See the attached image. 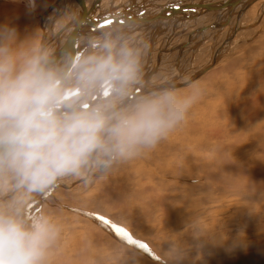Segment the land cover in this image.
I'll return each instance as SVG.
<instances>
[{
    "label": "rangeland",
    "instance_id": "obj_1",
    "mask_svg": "<svg viewBox=\"0 0 264 264\" xmlns=\"http://www.w3.org/2000/svg\"><path fill=\"white\" fill-rule=\"evenodd\" d=\"M55 1L33 0L32 6L26 7L21 6L22 4L17 5L18 3L0 0V27L10 30L8 34V38L10 39H17V34H19V38H24L22 50L24 49L25 53L23 58L13 63L14 69L10 71V75L12 76L6 79L13 85H16V87L13 88V101L3 109L30 101L31 94H33L35 89L32 84V76L35 70L34 62L38 53L39 42L42 41V37L44 36L38 24L42 15H48L49 18L59 16L57 15L59 14L57 13L58 10L55 8L51 9ZM89 1V7H91L95 4L96 0ZM200 1L101 0L94 17L108 12L111 18V16L122 12L125 8V6L122 7L124 3L131 4V2H136L140 7L129 10V15L131 17L139 15L142 18L144 14L140 16V14L136 13V10L143 9V13L146 10L149 13L156 10L157 12L155 13H159L166 6L173 9H178L177 7H179L180 9L183 5H186L185 3L192 4ZM219 1L205 0L203 3L212 4ZM73 6L75 7H73V11H75L76 6ZM241 6L242 3L234 7L232 9L233 13L238 12ZM109 8L110 10L108 11ZM229 13H224V19ZM215 14L216 12L208 13L204 14L206 16L195 17L193 19L188 18L179 23H164V25L159 26L157 34H154L155 31L146 28L135 29L131 33H129L131 31L129 29L123 30L125 33L115 30L118 34H115V40L112 43L111 38L113 37L111 34L106 32V34L102 35V33L100 34V30H96L95 33H91V31L88 34L92 36L101 35L95 39L87 41L86 37H84L85 39L82 38L78 46L79 48H77L79 56L77 64L74 67L75 70L71 71L61 88L64 93H67L61 95L58 92L54 97L57 99L52 100L53 106H56L58 101L62 100L63 102L58 103L59 105L57 104L56 107L85 104L103 112L115 107L117 101H121L122 95L126 96V92L144 91L143 96L150 94V97L146 100L156 99L165 94H172L177 99H184L186 98V93L192 92L194 87H199L204 91L202 84H208L209 81L213 83L212 86L217 87L218 91L211 88L206 89L204 94L207 98L198 100L189 109L186 119L167 138L162 139L155 147L143 150L139 155L124 161L113 160L109 156L112 141L107 128L111 126L113 121L107 123L105 129L97 133L99 144L91 150H83L81 154L79 133H66L63 129L67 124L71 123L73 116L85 113V111L73 113L71 116H58L52 119L54 131L50 135L62 139L66 155L75 156L79 160V164L75 171L65 172L58 176L51 184L38 190L33 189L31 186L32 182L28 178V172L24 167V157L25 153L29 152L27 145L45 143L49 137L45 136L42 141L32 129V133L21 141L19 147L12 152L0 171V215L13 217L25 226H30L35 221L42 219H47L55 225L58 234L55 238L57 246L55 243V245L53 244V250L56 251H54L53 256L57 257V260L61 264H81V260L87 258H85L86 256H80V252H87V250H90V247L91 250L98 247L97 250L104 257L101 249L105 241L104 245L116 243L111 238H118L121 243L125 244L126 247L123 249L124 246H121L119 250L124 252H128L130 249L136 250L137 254L147 257L146 259L155 262L154 264H264V199H258L264 197V163L260 160H254V158L251 162L240 163L229 158L227 153L221 154L222 151L219 152L218 149L217 151L211 150L210 146L218 142H222L221 146L229 144H227L225 137H219L214 134L215 128L220 130L218 120H214L211 123L204 121L205 117L206 119L210 118L205 116V110L214 111L215 113L221 112L217 106L216 99L219 94H222L220 91H223L224 86H228L227 89L232 95L231 78L236 74L239 64H243L249 76L248 84L252 85V66H254V63H264V0L255 2L240 16L237 22L239 29L237 33L233 34L232 30L235 26V21H237L234 17L231 19V22L217 29L216 32L210 33L209 40L205 39L199 42V44L194 43V40L198 39V36H203L211 31L210 28L207 29V26L215 23L217 20H213L212 22L209 17H213L214 19L213 15ZM18 19H21V22L16 26V20ZM246 27L249 28L245 29ZM200 28L201 32L198 34L196 31ZM26 36L28 43H26ZM190 38L192 39L191 42L189 41ZM225 38L229 39V43L223 46L221 58L207 73L189 85L177 90L170 92L159 91L160 93L156 90L151 91L159 88L160 84L169 83L175 77L180 80L184 79L183 82L175 80L176 83L188 81V77L190 78L198 70L210 65L216 50L222 46ZM189 42L191 46L185 47L186 49L184 48L183 54L179 55L181 52L177 50V47ZM12 45L17 48L18 44L14 42ZM109 56L112 58L114 64L131 65L134 69L133 73L125 78H117L110 73L97 74L94 70L99 62L107 59ZM177 59L178 61L181 60L180 63L177 62ZM157 62L159 63V70L157 69V73L146 79V71L151 66L156 65ZM148 65L151 66L148 67ZM143 66V71L137 72ZM174 66H178L177 69L169 74L168 72ZM167 67L168 71H165ZM224 68H227L228 75L221 74ZM21 71L27 73L26 83L20 82ZM4 80L2 79L1 82ZM144 81L147 83V89ZM22 89L28 95V98H20L18 93ZM213 91L219 93L216 94L214 92L213 94ZM58 95H61V98ZM135 98L131 101H135ZM138 100L118 113L130 111L137 104L143 102ZM237 108V105H234V109L238 111L239 108ZM15 116L17 117V114H14ZM3 118L0 117V122ZM10 129L6 127L0 134H4L5 131L8 132ZM191 142H195L193 147H195L197 155L195 157L198 161L197 164L195 163L196 168H202L201 170L211 169V171L217 170L215 174L221 177L212 179V184L210 181L207 182L204 189L189 195V200L187 196H183L178 202L175 201L173 203L172 200L178 199L182 191H188L187 184L183 177L179 179L177 175L170 173L168 170L165 173L164 169L169 168V165L175 160L185 156L191 158L190 154H187L185 150V146ZM226 150L228 149L226 148ZM261 154L263 155L260 158L264 157V152ZM191 181L195 182L196 180L191 179ZM248 182L252 184H248ZM52 185H55V187L51 193L40 201L38 198L43 197L44 193ZM119 185L120 187L127 188V190L129 189L131 193L128 196V198L131 196V200L125 199L127 201L123 205L115 201L116 199L119 201H121V198L124 199L123 197L118 199L119 195H121ZM176 186H179V188ZM175 190L180 191L177 192ZM171 191H173V194H176L171 195ZM169 196H173L170 201L165 198ZM165 201L167 204L164 203ZM189 201L200 205L201 208L197 207L196 211H190L192 207H188ZM236 201L238 203L235 204ZM182 202L184 204L180 207L182 211L180 212L181 214H178L179 218L181 217V220H190V225L188 224V227L183 229L187 231L185 236L176 234L174 231H171L172 227H169L170 225H166V237L163 238H167V240L163 238L158 241L154 240V233H158V228L165 225L161 221L165 219L167 221V218L173 212L174 205L177 203L178 205L176 204V206H179ZM232 202L234 203L233 205L231 204ZM209 207H213L211 209L212 212L210 209V211L207 210ZM171 208L172 210L170 211ZM189 208L191 209L189 210ZM234 212L237 213L235 214ZM233 214L235 215L234 218ZM246 214L248 216L245 218L244 215ZM164 215H166L165 218ZM250 215L256 219L254 221L251 220L249 218ZM156 217L159 218L157 219ZM177 226L178 224L175 227ZM94 233L96 234L95 236ZM97 235H100V237H97ZM108 235L111 236L106 237ZM179 236L181 239H178ZM104 237L107 240L101 239ZM80 238L83 239L81 240ZM93 240L98 242L99 245L96 246L95 243H92ZM81 242H84V245L78 246L82 244ZM156 242L160 245L156 244ZM85 243H88V245H85ZM58 254L62 256V259ZM159 257L162 259H159ZM99 259L100 257L97 260ZM131 260H133V257ZM129 261L124 263L129 264ZM111 262L107 260V263L112 264ZM48 263L51 264L49 258H46L45 264Z\"/></svg>",
    "mask_w": 264,
    "mask_h": 264
},
{
    "label": "bare ground",
    "instance_id": "obj_2",
    "mask_svg": "<svg viewBox=\"0 0 264 264\" xmlns=\"http://www.w3.org/2000/svg\"><path fill=\"white\" fill-rule=\"evenodd\" d=\"M6 2L9 1L10 2H13V3H18L17 5H20L22 4L21 6H26V7H30L31 4H33V0H5ZM93 1V0H92ZM203 1L205 0H201L200 4L204 5V9H189V10H184L182 7L180 9H173V8H169L166 10H162L161 12L163 13V16L161 17V19H154L152 21H150L149 23H147L146 25L144 26H136L134 24H130L127 22L126 18L123 19V22H119V23H116L117 25H108V26H101L99 24H96V23H88L87 25L83 26L82 28H80L78 34L76 35L77 37V45H76V53H75V64L73 65V67H71V69H69L65 76L63 77V84H61L60 88L55 92L53 93L50 97H49V103L47 105V108H46V112H47V116L51 115L54 111L55 108H58L56 107L58 103H61V101L56 104V106H53L54 103L52 100H56L57 98H54L56 96V94L59 92L61 95L62 94H66L67 92L64 93V91H62V87L63 85L65 84L66 80L68 79L71 71L74 69L75 65L77 64V61H78V56L79 54H77V48H79V43L81 41L82 38L84 37H89L91 35H88L91 31V33H95L96 30H100V34L102 33H106L107 31L109 30H113L112 32V35L114 37L115 34H118L115 32V30H119V31H122L121 33H125L123 32V30H126V29H129L131 30L129 33L133 32L135 29H145V26H148L146 27V29L148 30H153L155 31L154 34H157L158 33V28H160L159 26H161L162 24H164L165 22L167 23H173V22H182L188 18H195V17H202V16H206L204 14H208V13H213V12H216L215 15H213L215 18L213 19V17H209L210 20L213 22V20H217L215 21V23H219V24H222L223 26L226 25L228 22H231V19H233L235 17V19L237 21H235L234 23V27L232 28L233 30V34L237 33L239 31L238 29V26H237V22L239 21L240 17L237 18V13L239 12H234L233 11H230L229 8H225V9H222V10H217V11H210L208 10V7H213V6H218L220 5L221 3L225 2L226 0H222V1H219V2H216V3H212V4H209V3H203ZM246 0H242L241 3L243 4ZM259 0H256L254 1L250 6H252L255 2H257ZM32 2V3H31ZM84 2V7H85V10H86V16L88 17H91L93 18L94 15H95V12L97 10V6H99V4L101 3V0H96L95 1V4L92 5L91 7H89V0H83ZM75 5L76 6V9L75 11L74 10V6L72 5ZM103 3V2H102ZM198 3H192L190 5H195V4H198ZM240 3V4H241ZM137 4V3H136ZM136 4H132V5H129L128 7L125 6V8L123 9L122 12H124V15L127 16V11L131 10V9H137V7H140L139 5H136ZM239 4V5H240ZM102 5V4H101ZM32 6V5H31ZM238 6V5H237ZM236 6V7H237ZM249 6V7H250ZM74 7V8H73ZM124 7V6H122ZM248 7V8H249ZM55 8L56 10H58L57 15H59L58 17H52V18H49L48 15L46 16H43L41 17V19L39 20V26L41 28V33L44 34V36L42 37V41L39 42V46H38V53L36 54V60L34 62V66H35V70H34V75L32 76V80H33V85H34V88L37 87V84H36V80H35V72H36V68H37V65L39 64H42L44 63L45 61H47L48 59L52 60V63L50 64H47L39 78H38V81H41L43 83V85H46V84H52L56 79H58V77H60L62 75V73L64 72L65 68H66V64L69 60V56H70V52L67 50H65L63 53H59L60 52V49L63 47V45L65 44V42L67 41V39L69 38V36L71 35V33L73 32L74 30V27H75V24L77 23L79 17L81 16V13H82V9L81 7L75 2V0H56L53 5L51 6V9ZM248 8L244 11V13L248 10ZM114 10V9H113ZM112 11V10H111ZM138 11V12H137ZM167 11V12H166ZM101 12V11H100ZM137 14H140L143 13V9H138L136 10ZM225 12H230L229 15L226 16V18L224 19V13ZM102 13V12H101ZM120 13V12H119ZM49 14V13H48ZM114 15V14H113ZM111 16V15H110ZM115 16V15H114ZM129 16V15H128ZM134 18H139V19H142L144 17H139V15H133ZM241 16V15H240ZM112 17V16H111ZM218 18V19H217ZM22 19V18H21ZM21 19H18L16 20V26L21 22ZM201 19V18H200ZM224 19V20H223ZM37 20V19H36ZM223 20V21H222ZM195 22V21H194ZM201 22V21H200ZM205 22V21H204ZM213 23V24H215ZM155 24H157V27L155 28ZM213 24H210V25H213ZM221 26V27H223ZM221 27L219 28H216V29H210L211 31L208 32L207 34L205 35H201V36H198V39L194 40L196 44H199V42L205 40V39H208L209 40V37H210V33L212 32H216L217 29H220ZM236 27V28H235ZM17 28V27H16ZM103 28H106V29H103ZM132 28V29H131ZM235 28V29H234ZM249 27H246L245 29H248ZM134 29V30H133ZM175 29V27H174ZM69 30V31H68ZM103 30V31H101ZM133 30V31H132ZM203 30V29H202ZM68 31V32H67ZM67 32V33H66ZM198 34H200L201 32V28L198 29L196 31ZM230 32V31H229ZM10 33V30L8 28H4V27H0V66H3L4 68L7 69V71H4V72H0V83L1 80L3 79H7L8 77H11L12 75H10V71L11 69H14V65L13 63L17 62V60H20L21 58L24 57L25 53H24V49L22 50V47L24 46V38H19V34H17V39L14 38L13 39H10L8 38V34ZM97 35V34H96ZM228 36V35H227ZM92 39V38H91ZM211 39V38H210ZM26 43H28V38L26 36ZM191 38L189 39V41L191 42ZM198 40V41H197ZM16 42L17 45V48H15L12 43ZM187 43L183 46H180V47H177V50L179 52H181L179 55H182L183 53V50L184 48L187 46H191V43ZM264 44V43H263ZM224 45H226L224 43ZM223 45V46H224ZM223 46H222V49L220 51H218V49L216 50V53L215 55L213 56L214 57H218L219 55V59L221 58V53L223 52ZM14 47V48H13ZM185 48V49H186ZM79 52V51H78ZM106 54V53H105ZM186 54V53H185ZM103 55V54H102ZM106 57V56H105ZM212 58V60H213ZM180 59H182L180 57ZM218 59V60H219ZM150 60V59H149ZM181 60L178 61L177 59V62L180 63ZM159 62V61H158ZM156 63V65L154 66H149L150 68H148V70L146 71V79L147 77H151V75H154L155 73H157V69H158V64L159 63ZM177 64V63H176ZM145 66V65H144ZM144 66L142 68H140L139 71L137 72H141L143 71L142 69L144 68ZM209 66V65H208ZM215 66V65H214ZM213 66V67H214ZM178 67V66H177ZM177 67L174 66V68L172 70H170V72H168L169 74L172 73V71H175L177 69ZM207 67V66H206ZM206 67H204L203 69H205ZM211 67V69L213 68ZM252 70H251V79H252V85H249L248 82H249V76L243 66V64H239L238 68H237V72L236 74L234 75V77L231 78V87H233V92H232V95L231 93L229 92V90L227 89V85L224 86L223 88V91H220L222 92V94H219L217 99H216V102H217V106L220 108L221 112L219 113H215L214 111H209V110H205L204 111V114L205 116H208L210 117L209 119H204V121L206 122H209L211 123L212 121L214 120H218L219 121V124L218 126L220 127V130L218 128H215V135L216 136H219V137H225L227 139V144L229 145H222L221 146V143H217V144H213L211 145V150L213 151H217V149L222 153H227L226 155L229 156V158L233 159L234 161L236 162H240V163H244V162H251V160L254 158V160H260L262 163H264V157L260 158L261 153L264 152V63H254V66H252ZM151 68H153L152 70H150ZM201 69V70H203ZM209 69V70H211ZM75 70V69H74ZM159 70V69H158ZM201 70H198L201 71ZM209 70H207L205 73H207ZM165 71H168V67L165 69ZM145 72V71H144ZM198 72L194 73L190 78L188 77L187 80L189 79H193V78H196L194 79L193 81L197 80L199 77H196L194 75H196ZM21 80L20 82L21 83H26V78H27V73L26 72H23L21 71ZM204 73V74H205ZM95 74V73H94ZM144 74V73H143ZM221 74H224V75H228L229 73L227 72V68H224L221 72ZM143 77V76H142ZM221 78V77H220ZM222 79V78H221ZM175 80H178L180 82H183L184 79H179L177 77L173 78L169 83H171L172 85H176V84H180V83H176ZM101 81V80H100ZM192 81V82H193ZM187 82V81H186ZM191 82V83H192ZM114 83V82H113ZM29 84V83H28ZM97 84V83H96ZM146 81H144V85L147 89V85H146ZM190 84V83H189ZM70 85V84H69ZM161 85L163 84H160V87ZM202 89L205 91L206 89L208 88H211V89H214L216 91H218L217 87L215 86H212L213 83L212 82H208V84L206 83H203L202 84ZM95 87V86H94ZM155 88L151 91H166V92H170L169 90L167 89H162V88ZM183 88V87H182ZM116 89V88H115ZM120 89V88H119ZM137 89V88H136ZM179 89V88H178ZM84 90V89H83ZM177 90V89H175ZM62 91V92H61ZM70 91V90H69ZM74 91V90H73ZM173 91V90H172ZM204 91H202V95L201 97L199 98V100H204L207 98V96L204 94ZM28 92V91H27ZM96 92H97V89H96ZM143 92L144 91H140V92H133L135 94V99H139L138 101H145L146 99H148L150 97V94L148 95H144L143 96ZM215 91H213V94H214ZM79 93V92H78ZM132 93H128L126 92V96L122 95L123 97L121 98V101H117V104L115 107L113 108H109L108 110H105L103 112H107V111H110L112 109H116L117 107H119L125 100L126 98L131 95ZM160 93V92H159ZM192 92L190 93H186V96H189L191 95ZM216 94L219 93V92H215ZM20 98H28V95L25 93V91H23V89L18 93ZM33 95V94H31ZM30 95V96H31ZM61 95H58L60 98H61ZM74 95V94H73ZM185 95V94H183ZM230 95H231V99H230ZM86 96V95H85ZM75 97V96H74ZM101 97V96H99ZM98 97V98H99ZM67 98V97H66ZM82 98V97H81ZM155 98V97H154ZM64 99V98H62ZM102 99H104V97H102ZM100 99V100H102ZM97 100V99H96ZM135 100V101H136ZM133 100V102H135ZM137 101V102H138ZM63 102V101H62ZM132 101L129 102L128 104L126 103V105H123L118 111H116L115 113H112L110 115H108V117H113L114 114H117L119 111L129 107L132 103ZM94 103V102H93ZM229 104V105H228ZM22 105V106H21ZM59 105V104H58ZM82 105V104H81ZM234 105H237V107L239 108V110H235L234 109ZM70 106H73V104H71ZM69 106V107H70ZM76 106V105H74ZM77 106H80V105H77ZM83 106H86L85 104H83ZM28 107H30L29 105V102L25 103V104H16L15 106L13 107H10L8 109H2L0 110V117H4L3 120L0 122V133L2 132V130L6 129V127H12L8 132L5 131V133L3 134H0V141H2L3 139H5L9 134H11L13 128L16 126L17 123H19L22 119V115L23 113L25 112L26 109H28ZM69 107H64V108H69ZM87 109L85 110H82V109H78L77 111H74L72 113H65V114H52L49 119L52 120V119H55L57 118L58 116H67V115H70L73 114V113H76V112H92V111H99L97 110L96 108H93L91 106H86ZM62 108V107H60ZM237 108V109H238ZM99 112H102V111H99ZM19 113V115H18ZM84 113V112H83ZM14 114L16 115L17 114V117L15 116L14 117ZM226 117H228L226 119ZM66 118V117H65ZM60 119V118H59ZM70 119V118H69ZM56 121V120H55ZM54 121V122H55ZM111 121H113L112 119H109L108 120V123H110ZM35 121L33 120L31 122V124L28 125V132L26 133V135L23 137V138H20L17 143L14 145V147L12 148L11 152L9 153V155L2 161V164L0 165L1 168H0V171L1 169L3 168V166L5 165L6 161L8 160V158L10 157V155L12 154V152L19 147V145L21 144V141H23V139L25 137H27L30 133H32V129H33V123ZM57 122V121H56ZM114 122V121H113ZM112 122V123H113ZM58 123V122H57ZM60 124V123H59ZM58 125V124H57ZM110 127V126H109ZM182 141V140H181ZM195 143V142H194ZM193 142L191 143H188L185 147H186V152L187 154H190L191 158L189 157H183V158H180L178 160H175L173 161L170 165H169V168H166L164 169V172L166 173V171L168 170L170 173H173L175 175L178 176L179 179H181L183 177V179H185L186 181V186H187V189L188 191L185 192V191H182L181 194H180V197L178 199H171L173 196H169V197H165L167 198L168 201L172 200V202L174 203L175 201H179L183 196H187V198L189 197V195H192V193H195V192H198L202 189L205 188L206 186V183L207 182H211V184L213 183L212 179H217L218 177L220 178L221 176L220 175H216L215 172L217 170H212L209 169V170H201V169H198L196 168V164L198 163L197 159L195 156L196 153H195V147H193ZM199 144V143H198ZM224 144V143H223ZM203 145V144H202ZM198 146V145H197ZM208 146V145H207ZM226 148L228 150H226ZM203 149V148H202ZM197 150V149H196ZM198 151V150H197ZM208 151V150H207ZM210 154V153H209ZM204 156V155H203ZM202 157V156H201ZM132 160V159H131ZM227 162V161H225ZM196 163V164H195ZM233 163V162H232ZM231 164V163H230ZM245 165V164H244ZM248 165V163H247ZM250 165V164H249ZM223 167V166H222ZM187 170H186V169ZM228 172V171H227ZM168 173V172H167ZM169 173V174H170ZM127 174V173H125ZM228 174V173H226ZM233 174V173H232ZM132 175V174H131ZM225 175V174H224ZM134 176V175H133ZM174 176V175H173ZM227 176V175H226ZM232 176V175H231ZM140 177V176H139ZM166 177V176H165ZM222 177H223V174H222ZM149 178V177H148ZM224 178V177H223ZM229 178V177H228ZM227 178V179H228ZM240 178V177H239ZM164 179V177H163ZM172 179V178H171ZM191 179L193 180H196L195 182L194 181H191ZM222 179V178H221ZM220 179V180H221ZM226 180V179H225ZM168 181V180H167ZM217 181V180H216ZM233 181V180H231ZM230 181V182H231ZM240 181V180H239ZM197 182V183H196ZM215 182V181H214ZM223 182V181H222ZM225 182V181H224ZM217 183V182H216ZM232 183V182H231ZM251 182H248V184H250ZM117 184V183H116ZM123 184V183H122ZM137 184V183H136ZM146 184V183H145ZM173 184V183H172ZM171 184V185H172ZM235 184V183H234ZM247 184V185H248ZM252 184V183H251ZM170 185V186H171ZM222 185V184H221ZM174 186V184H173ZM210 186V185H209ZM212 186V185H211ZM223 186V185H222ZM239 186V185H238ZM55 187V185H52V187L50 186L49 189H47V191L44 193L43 197L41 196L40 198V201L42 199H44L45 197H47L51 191L53 190V188ZM120 187V185H119ZM127 187V186H126ZM169 187V186H168ZM177 187V186H176ZM213 187V186H212ZM221 187V186H220ZM227 187V185H226ZM243 187V186H242ZM179 188V186L177 187ZM216 188V187H215ZM224 188V186H223ZM244 188V187H243ZM170 189V188H169ZM222 189V188H221ZM238 189V188H237ZM171 190V189H170ZM169 190V191H170ZM174 190V189H172ZM217 190V188H216ZM119 191L121 192V195H119L120 197H118V199H120L121 197H123L124 199L121 198V201L119 200H115L117 201L116 203H119L121 205H123L127 200L128 196L131 194L129 189L127 190V188L125 187H120L119 188ZM177 191V190H175ZM174 191V192H175ZM180 191V190H179ZM177 191V192H179ZM224 191V190H223ZM119 192V193H120ZM172 192V193H171ZM171 195L173 194V191H171ZM207 192V191H206ZM219 192V191H218ZM185 193H189V194H185ZM204 193V192H203ZM207 193H210V192H207ZM228 193V192H227ZM244 193V192H243ZM176 194V193H175ZM173 194V195H175ZM211 194V193H210ZM230 194V193H229ZM237 194V193H235ZM179 195V193H178ZM195 195V194H194ZM193 195V196H194ZM197 195V194H196ZM201 195V194H200ZM207 196V195H206ZM228 196V194H227ZM117 197V196H116ZM176 198V196H174ZM192 197V196H191ZM211 197V196H210ZM205 198V197H204ZM131 200V196L128 198ZM215 199V198H214ZM218 199V198H217ZM223 199V198H222ZM257 199V198H256ZM258 199H264L263 198H258ZM129 200V201H130ZM164 200V199H163ZM189 200V198H188ZM213 200V199H212ZM211 200V201H212ZM220 200V199H219ZM119 201V202H118ZM128 201V202H129ZM185 201V200H183ZM199 201V200H198ZM207 202V200H205ZM214 201V200H213ZM233 201V200H232ZM34 202V201H33ZM32 202V203H33ZM195 202V201H194ZM223 202V201H221ZM234 202V201H233ZM231 203L232 205L234 203ZM166 203V201L164 202ZM162 202V204H164ZM238 203L237 201L235 202V204ZM167 204V203H166ZM177 204V203H176ZM176 204L174 205L175 207H173V212L169 215L170 217L167 218V221L166 219L164 221H161L163 223H165V225L163 226H160L158 228L159 232L158 233H154V240H161L163 237H166L165 236V229L167 228L166 225H170L169 227H172L171 231H174L176 234H179L180 236H185L186 234V230H183L184 228H187L188 227V224H189V221L187 220H181L179 218V213L182 211V209H180V207L183 206L184 202H182L181 205L179 206H176ZM213 204V203H212ZM170 205V204H169ZM178 205V204H177ZM208 206V205H207ZM163 207V206H162ZM165 207H167V205H165ZM170 207V206H169ZM188 207H192L189 208L190 211H196L197 207H200V205L196 204V203H192L191 201H189V204H188ZM219 207V206H218ZM249 207V206H248ZM122 208V207H121ZM125 208V207H124ZM213 207H209L207 208L208 211H210ZM236 208V207H235ZM246 208V207H245ZM251 208V207H250ZM118 209V208H117ZM126 209V208H125ZM210 209V210H209ZM217 209V208H215ZM123 210V208H122ZM160 210V209H158ZM172 210V208L170 209V211ZM200 210V209H199ZM129 211V210H128ZM169 211V212H170ZM214 211V209H213ZM234 211V210H233ZM160 212V211H159ZM212 212V210H211ZM210 212V213H211ZM156 213V212H154ZM235 213V212H234ZM237 213V212H236ZM235 213V214H236ZM160 214V213H159ZM168 214V213H167ZM181 214V213H180ZM122 215V214H121ZM158 215V214H157ZM239 215V214H238ZM168 216V215H167ZM185 216V215H184ZM234 214H233V218H234ZM248 216V214L244 215V217L246 218ZM124 217V216H123ZM166 217V215H164V218ZM157 218V217H156ZM159 218V217H158ZM157 218V219H158ZM251 220H255L256 218L254 216H251L249 217ZM114 219V217H113ZM116 219V218H115ZM187 219V218H186ZM161 220V219H159ZM181 220V221H180ZM242 220V219H241ZM248 220V219H247ZM246 220V221H247ZM158 221V220H157ZM216 221V220H215ZM245 221V222H246ZM152 222V221H151ZM244 222V223H245ZM251 222V221H250ZM86 223V222H85ZM90 223V222H89ZM217 223V222H216ZM92 224V222H91ZM90 224V225H91ZM178 224L177 227H175L176 225ZM161 225V224H160ZM190 225V224H189ZM248 225V224H247ZM87 226V225H86ZM93 226V225H92ZM95 227V226H94ZM158 227V226H157ZM92 228V227H91ZM96 229V228H95ZM94 229V230H95ZM170 229V228H169ZM224 229V227H223ZM226 229V228H225ZM89 230V229H88ZM91 230V229H90ZM227 230V229H226ZM100 231V230H99ZM104 232V230H102ZM218 231V230H217ZM256 231H258L256 229ZM96 232V231H95ZM107 232V230H106ZM91 233V232H90ZM105 233V232H104ZM112 233V231H111ZM144 233V232H143ZM148 233V231H147ZM171 233V232H170ZM173 233V232H172ZM227 233V232H226ZM96 234H98L96 232ZM94 233V236L96 235ZM100 234V233H99ZM103 234V233H102ZM109 234V233H107ZM114 234V233H113ZM112 234V235H113ZM146 234V233H145ZM224 234V233H223ZM229 234V233H228ZM101 235V234H100ZM100 235H97V237H100ZM85 236V235H84ZM111 235H108L106 237H109ZM144 236V235H143ZM179 236L178 239H181ZM212 236V235H211ZM217 236V235H216ZM96 237V238H97ZM106 237L104 238H101V239H105ZM117 237V236H116ZM149 237V236H148ZM151 237V235H150ZM79 238V237H78ZM84 238V237H83ZM82 238V239H83ZM95 238V239H96ZM145 238V237H144ZM175 238V237H174ZM224 238V237H223ZM81 239V238H80ZM81 239V240H82ZM93 239V238H92ZM91 239V240H92ZM164 239V238H163ZM77 240V239H76ZM98 240V239H97ZM107 240V239H105ZM111 240H114L116 243H110V244H107V245H104L106 243L103 244V248L101 249V251L104 253V257L102 256V254L100 253V251H98V247H95L93 250H91V247H90V250H87L86 251H81L80 252V256H83L87 259H84L81 260L82 262H80L81 264H110V263H107V260L109 261H112L111 263L112 264H122V263H126L128 262V260H130L129 262L132 263V264H154L155 262L151 261V260H148L146 259L147 257H142L141 255L137 254L138 252H136V250H129L128 252H124V251H121L119 250V247L121 246H124L123 249L126 247L125 244L121 243L120 240L118 238H111ZM149 240V238H148ZM164 240H167V238H165ZM163 240V241H164ZM219 240V239H218ZM56 239L52 242V244L50 245L49 249H48V252H47V256L46 258H49L51 264H61L59 263V260H57V257H54L53 256V253L55 250H53V244L55 243ZM58 241V240H57ZM85 241V240H84ZM173 241V240H172ZM182 241V240H181ZM100 242V241H99ZM108 242V241H107ZM161 242V241H160ZM77 243V242H76ZM82 244L78 245V246H83L84 242H81ZM92 243H95L96 246L99 245L98 242L94 241ZM56 244V243H55ZM54 244V245H55ZM72 244V242H71ZM155 244V243H154ZM156 244H159L158 242H156ZM85 245H88V243H85ZM160 245V244H159ZM158 245V246H159ZM57 246V244H56ZM128 246V245H127ZM157 246V247H158ZM55 247V246H54ZM73 247V246H72ZM85 247V246H84ZM153 247V246H152ZM86 248V247H85ZM84 248V250H85ZM131 248V247H130ZM161 248V247H160ZM62 249V248H61ZM67 249V248H66ZM89 249V248H88ZM64 250V249H63ZM78 250V249H77ZM76 250V252H77ZM167 251V250H166ZM56 252V251H55ZM68 252V251H67ZM74 252V253H76ZM160 252V251H159ZM58 253V252H57ZM61 254V253H60ZM170 254V253H169ZM56 255V254H54ZM59 255V254H58ZM57 255V256H58ZM143 255V254H142ZM61 255H59L60 257ZM73 256V255H72ZM71 256V257H72ZM78 256V255H77ZM100 257L99 260H97L98 258ZM130 257V259H129ZM133 257V260H131ZM81 258V257H80ZM157 258V256H156ZM53 259V260H52ZM61 259H62V256H61ZM78 259H79V256H78ZM158 259V258H157ZM159 259H162L159 257ZM67 260V259H66ZM65 260V262H66ZM90 260V261H89ZM70 261V260H69ZM79 261V260H78ZM46 262V261H45ZM48 262V261H47ZM74 262V260H73ZM106 262V263H105ZM77 263V262H76ZM124 263V264H125ZM129 263V264H130ZM49 264V263H48ZM65 264V263H64ZM71 264V263H70Z\"/></svg>",
    "mask_w": 264,
    "mask_h": 264
},
{
    "label": "clouds",
    "instance_id": "obj_3",
    "mask_svg": "<svg viewBox=\"0 0 264 264\" xmlns=\"http://www.w3.org/2000/svg\"><path fill=\"white\" fill-rule=\"evenodd\" d=\"M7 71L0 66V72ZM97 74L110 73L117 78L130 76L131 65H119L109 56L99 62L94 70ZM13 85L6 79L0 83V109L14 99ZM202 90L194 87L191 95L177 99L172 94L145 100L133 109L108 117L99 111L85 112L71 118V123L63 129L66 133H79L81 154L99 144L97 133L105 129L109 119L114 122L107 131L111 137L109 156L113 160H127L139 155L143 150L155 147L162 139L174 131L185 119L189 109L199 100ZM50 93L42 86L34 89L29 105L34 117L33 131L43 141L37 145H27L24 167L28 172L33 189L51 184L65 172L75 171L79 160L66 155L63 140L50 135L54 131L53 121L47 117L46 108ZM57 230L47 219L37 220L30 226L7 215H0V264H45L48 249L57 236Z\"/></svg>",
    "mask_w": 264,
    "mask_h": 264
},
{
    "label": "water",
    "instance_id": "obj_4",
    "mask_svg": "<svg viewBox=\"0 0 264 264\" xmlns=\"http://www.w3.org/2000/svg\"><path fill=\"white\" fill-rule=\"evenodd\" d=\"M242 0H226L225 2L221 3L220 5L218 6H213V7H208V10L210 11H217V10H222V9H225V8H229L230 11H232V9L234 7H236L237 5H239L241 3ZM256 0H246L239 12L237 13V18L240 17V15H242L244 13V11ZM75 2L81 7L82 9V13H81V16L79 17L77 23L75 24V27H74V30L73 32L71 33V35L69 36V38L67 39V41L65 42V44L63 45V47L60 49V54L63 53L65 50L68 49V51L70 52V56H69V60L66 64V68L64 70V72L62 73V75L60 77H58V79H56L52 84H46V85H43V83L41 81H38V78L43 70V68L47 65V64H50L52 63V60L48 59L47 61H45L44 63L42 64H38L37 65V68H36V72H35V80H36V84L37 86H42V87H45L49 93H50V96L55 93L61 86V84H63V77L65 76L66 72L71 69V67H73V65L75 64V53H76V45H77V37L76 35L78 34L80 28H82L83 26L87 25L88 23H96V24H99L101 26H108V25H117L116 23H119V22H123V19L126 18L127 22L128 23H132L136 26H144L146 25L147 23H149L150 21L154 20V19H161V17L163 16V13L162 12H159V13H156L152 16H147V17H144L142 19H139V18H134V17H131V16H125L124 15V12H121V13H117L115 14V16H112L111 18L109 17V14L108 12L104 13V14H101L100 16L98 17H88L86 16V10H85V7H84V2L83 0H75ZM186 5H183L182 8L184 10H189V9H204V5L198 3V4H195V5H190L191 3H185ZM179 9V7H177ZM165 9L167 10L168 9V6L165 7ZM164 9V10H165ZM177 9V10H178ZM123 11V10H122ZM167 12V11H166ZM238 20V19H237ZM223 26L222 24H213V25H209L207 26V29H216V28H219ZM224 43H229V39L225 38V41ZM224 43L222 44V46L224 45ZM222 46L219 47L218 51L221 50ZM219 59V55L218 57H214L213 60L211 61L210 65L207 66L205 69L199 71L196 75V77H199L200 75L204 74L207 70L211 69V67H213L217 61ZM194 79L196 78H193L192 80L189 79L187 82H184V83H180V84H176V85H172V84H169V83H166V84H163L161 85L160 88L162 89H167L169 91H172V90H175V89H178V88H182V87H185L187 85H189V83H191ZM135 97V94L132 93L131 95H129L126 100L119 106L117 107L116 109H112L110 111H107V112H101L102 114H105V115H110L112 113H115L116 111H118L123 105H126V103L128 104L129 102H131V100ZM78 109H82V110H85L87 109L86 106H83V105H80V106H70L69 108H55L54 111H52L53 115L54 114H65V113H72L74 111H77ZM88 110V109H87ZM51 114V115H52ZM47 116L48 118L51 116ZM34 120V117L31 113V109L30 107H28V109L25 110V112L23 113L22 115V119L19 123L16 124V126L13 128L11 134H9L5 139H3L2 141H0V165L2 164V161L9 155V153L11 152L12 148L14 147V145L17 143V141L20 139V138H23L26 133L28 132V125L31 124V122ZM1 168V166H0Z\"/></svg>",
    "mask_w": 264,
    "mask_h": 264
},
{
    "label": "crops",
    "instance_id": "obj_5",
    "mask_svg": "<svg viewBox=\"0 0 264 264\" xmlns=\"http://www.w3.org/2000/svg\"><path fill=\"white\" fill-rule=\"evenodd\" d=\"M134 3H136V2H134ZM133 2H131V4H126V3H124V4H122L123 6H128V5H132V4H134ZM136 5H138V4H136ZM150 5V4H149ZM119 6V5H118ZM149 8H151V7H149ZM110 10V8L108 9V11ZM146 12V13H145ZM155 12H157L156 10L154 11V12H148V10H146V11H144V13H141V14H144V16L146 15V17L147 16H150V15H154V14H156ZM137 13V12H136ZM127 15H129V11H127ZM130 16V15H129ZM143 16V17H144ZM166 23V22H165ZM168 23V22H167ZM164 25V24H163ZM149 26V25H148ZM148 26H145V28L146 27H148ZM157 27V24H155V28ZM103 29H106V28H103ZM132 29V28H131ZM134 30V29H133ZM132 30V31H133ZM156 31V30H155ZM107 32H109L110 34H111V36L113 37V35H112V32H113V30H109V31H107ZM104 34H106V33H103L102 35H104ZM98 36H101V35H98ZM98 36H89V37H86V40L87 41H89V40H91V38L92 39H95L96 37H98ZM115 36V35H114ZM83 39H85V38H83ZM111 43L115 40V38L113 37V38H111ZM183 54V53H182Z\"/></svg>",
    "mask_w": 264,
    "mask_h": 264
}]
</instances>
